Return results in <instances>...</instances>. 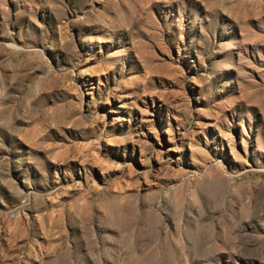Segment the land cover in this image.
Wrapping results in <instances>:
<instances>
[{
  "label": "rangeland",
  "instance_id": "1",
  "mask_svg": "<svg viewBox=\"0 0 264 264\" xmlns=\"http://www.w3.org/2000/svg\"><path fill=\"white\" fill-rule=\"evenodd\" d=\"M0 264H264V0H0Z\"/></svg>",
  "mask_w": 264,
  "mask_h": 264
},
{
  "label": "bare ground",
  "instance_id": "2",
  "mask_svg": "<svg viewBox=\"0 0 264 264\" xmlns=\"http://www.w3.org/2000/svg\"><path fill=\"white\" fill-rule=\"evenodd\" d=\"M189 221H190V220H189ZM189 221H188V222H189ZM192 222H193V221H192ZM190 223H191V222H190Z\"/></svg>",
  "mask_w": 264,
  "mask_h": 264
}]
</instances>
